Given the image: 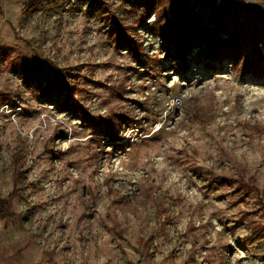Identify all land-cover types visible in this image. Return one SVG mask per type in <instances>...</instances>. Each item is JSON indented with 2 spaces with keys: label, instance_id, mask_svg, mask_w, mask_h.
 Returning <instances> with one entry per match:
<instances>
[{
  "label": "rangeland",
  "instance_id": "obj_1",
  "mask_svg": "<svg viewBox=\"0 0 264 264\" xmlns=\"http://www.w3.org/2000/svg\"><path fill=\"white\" fill-rule=\"evenodd\" d=\"M219 1L186 15L207 22ZM158 15L0 0V264H264V80L195 50L181 69ZM113 19L142 55L115 47ZM17 60L57 70L78 110Z\"/></svg>",
  "mask_w": 264,
  "mask_h": 264
},
{
  "label": "trees",
  "instance_id": "obj_2",
  "mask_svg": "<svg viewBox=\"0 0 264 264\" xmlns=\"http://www.w3.org/2000/svg\"><path fill=\"white\" fill-rule=\"evenodd\" d=\"M133 1L136 7L151 4L157 8L159 15L150 25V31L166 44L165 51L168 54L170 50L174 51L181 69L187 68L190 59L188 56L191 50H195L201 61H209L208 67L225 59L232 63V68L241 76H250L260 82L264 80V14L256 7L247 6L242 0H220L211 6L214 15L209 16L208 21L204 22L202 14L193 10L186 15L185 0ZM208 23L215 28H209ZM112 25L118 27L114 35L116 48H126L135 56L143 54L141 46L137 45L131 32L120 26L116 19L112 20ZM222 35L226 38L220 39ZM16 62L25 74L24 81L28 82L31 74H34L36 79L44 78V92L56 96L65 94L62 104L78 110L71 97L66 95L69 92L68 85L57 70L54 74L47 73L42 66L43 62L39 60L29 65L23 64L20 60ZM111 130L107 125L105 128L107 141L112 145H119L115 144L118 140Z\"/></svg>",
  "mask_w": 264,
  "mask_h": 264
}]
</instances>
